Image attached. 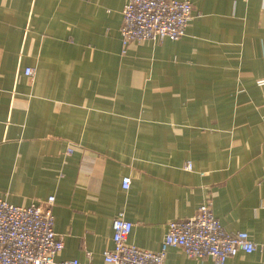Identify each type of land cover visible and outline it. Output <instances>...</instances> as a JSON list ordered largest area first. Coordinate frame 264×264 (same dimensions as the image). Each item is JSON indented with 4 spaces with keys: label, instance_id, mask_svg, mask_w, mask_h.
I'll return each mask as SVG.
<instances>
[{
    "label": "crops",
    "instance_id": "1",
    "mask_svg": "<svg viewBox=\"0 0 264 264\" xmlns=\"http://www.w3.org/2000/svg\"><path fill=\"white\" fill-rule=\"evenodd\" d=\"M190 1L180 39L121 53L126 0H0V198L54 197L56 259L102 264L119 212L156 251L210 200L256 246L224 264H264V0Z\"/></svg>",
    "mask_w": 264,
    "mask_h": 264
},
{
    "label": "built area",
    "instance_id": "2",
    "mask_svg": "<svg viewBox=\"0 0 264 264\" xmlns=\"http://www.w3.org/2000/svg\"><path fill=\"white\" fill-rule=\"evenodd\" d=\"M192 11L190 0H126L119 30L121 53L131 42L180 39ZM24 74L32 75L34 70L25 68ZM186 168H191L189 163ZM129 183L130 177L122 178L123 188ZM53 203V196L25 206L0 198V264H83L77 259H56L64 245L53 229ZM111 228L113 245L102 252V264H167L166 252L171 246L181 248L190 258L208 257L212 264H224L239 251L251 253L256 248L247 232H229L222 227L210 200L202 203L193 216L170 221L156 251L126 241L132 223L122 212L114 217Z\"/></svg>",
    "mask_w": 264,
    "mask_h": 264
}]
</instances>
